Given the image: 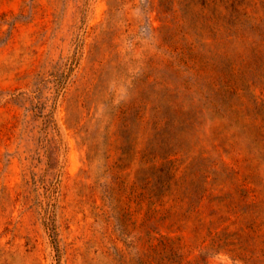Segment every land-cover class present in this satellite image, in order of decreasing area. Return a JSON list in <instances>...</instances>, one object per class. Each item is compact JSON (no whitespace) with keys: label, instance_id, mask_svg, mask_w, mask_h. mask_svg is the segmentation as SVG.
<instances>
[{"label":"rangeland","instance_id":"obj_1","mask_svg":"<svg viewBox=\"0 0 264 264\" xmlns=\"http://www.w3.org/2000/svg\"><path fill=\"white\" fill-rule=\"evenodd\" d=\"M0 264H264V0H0Z\"/></svg>","mask_w":264,"mask_h":264},{"label":"trees","instance_id":"obj_2","mask_svg":"<svg viewBox=\"0 0 264 264\" xmlns=\"http://www.w3.org/2000/svg\"><path fill=\"white\" fill-rule=\"evenodd\" d=\"M146 186H144V189H145ZM143 189V188H142Z\"/></svg>","mask_w":264,"mask_h":264}]
</instances>
